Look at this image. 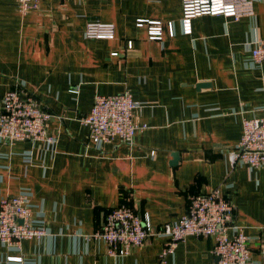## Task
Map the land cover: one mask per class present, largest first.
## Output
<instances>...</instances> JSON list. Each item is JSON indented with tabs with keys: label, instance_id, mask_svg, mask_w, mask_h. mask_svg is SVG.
I'll list each match as a JSON object with an SVG mask.
<instances>
[{
	"label": "crops",
	"instance_id": "0c3cea01",
	"mask_svg": "<svg viewBox=\"0 0 264 264\" xmlns=\"http://www.w3.org/2000/svg\"><path fill=\"white\" fill-rule=\"evenodd\" d=\"M251 1V16L199 17L186 35L181 0H40L25 16L15 0H0V111L4 94L21 89L53 115L48 130L58 137L52 149L0 140V200L26 193L34 226L46 231L19 250L0 246V264H11L9 256L22 264H158L165 238L111 257L91 236L118 206L159 231L179 221L190 197L215 189L234 206L252 263L264 264V167L228 161L243 120L263 116L264 62L251 50L264 44V0ZM138 19L164 23L162 40L150 41ZM89 22L113 24L114 39H86ZM125 92L146 128L130 143L95 147L79 119L95 96ZM213 245L189 236L164 264H210Z\"/></svg>",
	"mask_w": 264,
	"mask_h": 264
},
{
	"label": "built area",
	"instance_id": "2783aa9c",
	"mask_svg": "<svg viewBox=\"0 0 264 264\" xmlns=\"http://www.w3.org/2000/svg\"><path fill=\"white\" fill-rule=\"evenodd\" d=\"M17 12L25 16L38 10L40 0H15ZM251 0H181V29L183 34L192 31V21L203 16H222L238 20L251 16ZM164 23L157 20L138 19L136 26L145 29L150 41H161ZM173 36L171 23L165 26ZM84 36L88 40H112L115 36L113 24L89 22ZM132 43H127L131 49ZM251 50L255 63L264 62V44L256 43ZM117 53H112L116 56ZM0 111V140L13 145L18 142L38 144L46 149L54 148L58 137L48 130L53 115L44 110L32 96L21 89H11L2 98ZM139 104L128 92L112 96H95L88 115L79 122L89 130V142L95 147L117 141L130 143L138 131L146 128L135 121ZM31 154L23 155L26 164L31 163ZM231 166L243 163L252 169L264 167V108L263 116L245 119L238 145L228 154ZM234 206L218 189L190 197L186 212L178 222L165 224L159 231L146 215H139L133 209L118 206L104 216L101 227L91 236L94 241L106 245V255L126 257L133 248L140 247L149 238L158 236L167 239L158 264H164L178 243L191 236L210 237L214 241L212 253L215 261L210 264H253L244 230L234 225ZM233 231L230 235L229 232ZM46 236L43 227H36L32 221V209L26 193L4 197L0 200V246L19 250L24 241H40ZM264 256V245L259 250ZM6 261L22 264V256H9Z\"/></svg>",
	"mask_w": 264,
	"mask_h": 264
},
{
	"label": "water",
	"instance_id": "95a60500",
	"mask_svg": "<svg viewBox=\"0 0 264 264\" xmlns=\"http://www.w3.org/2000/svg\"><path fill=\"white\" fill-rule=\"evenodd\" d=\"M203 86H207V85H198L197 88H198V87H203Z\"/></svg>",
	"mask_w": 264,
	"mask_h": 264
}]
</instances>
